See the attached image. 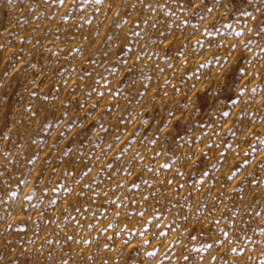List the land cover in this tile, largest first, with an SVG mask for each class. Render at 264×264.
Listing matches in <instances>:
<instances>
[{
    "label": "rangeland",
    "instance_id": "obj_1",
    "mask_svg": "<svg viewBox=\"0 0 264 264\" xmlns=\"http://www.w3.org/2000/svg\"><path fill=\"white\" fill-rule=\"evenodd\" d=\"M0 264H264V0H0Z\"/></svg>",
    "mask_w": 264,
    "mask_h": 264
},
{
    "label": "snow or ice",
    "instance_id": "obj_2",
    "mask_svg": "<svg viewBox=\"0 0 264 264\" xmlns=\"http://www.w3.org/2000/svg\"><path fill=\"white\" fill-rule=\"evenodd\" d=\"M62 2H63V0H62Z\"/></svg>",
    "mask_w": 264,
    "mask_h": 264
}]
</instances>
